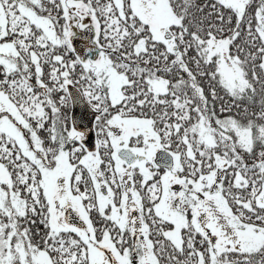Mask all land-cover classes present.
Returning a JSON list of instances; mask_svg holds the SVG:
<instances>
[{
	"label": "snow or ice",
	"instance_id": "1",
	"mask_svg": "<svg viewBox=\"0 0 264 264\" xmlns=\"http://www.w3.org/2000/svg\"><path fill=\"white\" fill-rule=\"evenodd\" d=\"M0 264H264V0H0Z\"/></svg>",
	"mask_w": 264,
	"mask_h": 264
},
{
	"label": "flooded vegetation",
	"instance_id": "2",
	"mask_svg": "<svg viewBox=\"0 0 264 264\" xmlns=\"http://www.w3.org/2000/svg\"><path fill=\"white\" fill-rule=\"evenodd\" d=\"M83 40H81L82 42H81V44L82 45H85L86 43H87V40L86 39H84V38H82ZM79 41V40H78ZM78 44H80L79 42H77V46H78ZM79 47V46H78ZM83 48V47H82Z\"/></svg>",
	"mask_w": 264,
	"mask_h": 264
},
{
	"label": "water",
	"instance_id": "3",
	"mask_svg": "<svg viewBox=\"0 0 264 264\" xmlns=\"http://www.w3.org/2000/svg\"><path fill=\"white\" fill-rule=\"evenodd\" d=\"M78 42L81 44L82 41L79 40ZM83 47H84V45H83ZM77 115H80L79 111L77 112Z\"/></svg>",
	"mask_w": 264,
	"mask_h": 264
},
{
	"label": "rangeland",
	"instance_id": "4",
	"mask_svg": "<svg viewBox=\"0 0 264 264\" xmlns=\"http://www.w3.org/2000/svg\"><path fill=\"white\" fill-rule=\"evenodd\" d=\"M80 40H83V39H80ZM78 46H79L80 48H82V47H83V45H82V44H78Z\"/></svg>",
	"mask_w": 264,
	"mask_h": 264
}]
</instances>
